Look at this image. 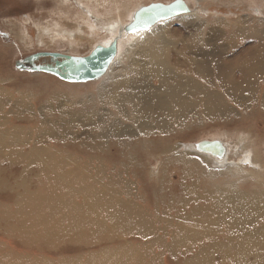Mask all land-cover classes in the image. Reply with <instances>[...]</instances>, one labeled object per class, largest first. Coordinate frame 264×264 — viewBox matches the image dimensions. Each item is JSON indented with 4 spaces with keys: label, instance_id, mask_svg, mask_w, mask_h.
I'll return each instance as SVG.
<instances>
[{
    "label": "bare ground",
    "instance_id": "bare-ground-1",
    "mask_svg": "<svg viewBox=\"0 0 264 264\" xmlns=\"http://www.w3.org/2000/svg\"><path fill=\"white\" fill-rule=\"evenodd\" d=\"M185 3L103 1L101 12L87 2L86 14L75 17L87 30L55 29L52 39L93 37L86 55L115 48L92 95L48 92L38 107L29 94L0 84V172L10 163L15 180L0 175V231L17 245L0 240V264H161L164 255L171 264H264V163L257 147L243 136L232 144L220 133L172 141L193 127L230 123L226 102L244 99L245 86L264 88V61L248 51L215 76L184 44L173 50L183 68H173L161 29L171 17L193 13ZM132 48L145 69L121 64ZM63 98L70 105L60 109ZM139 148L159 154L149 171L134 157ZM170 171L178 172L176 182ZM134 177L146 181L149 203ZM59 246L71 247L72 255Z\"/></svg>",
    "mask_w": 264,
    "mask_h": 264
},
{
    "label": "rangeland",
    "instance_id": "rangeland-1",
    "mask_svg": "<svg viewBox=\"0 0 264 264\" xmlns=\"http://www.w3.org/2000/svg\"><path fill=\"white\" fill-rule=\"evenodd\" d=\"M103 1L104 5L109 7L113 0H107V2L105 0H62L63 3H59V0H0V84L14 94H29L36 100L35 106L38 107L40 96L48 92L58 91L62 94L74 92L80 97L94 94L101 84L98 78L90 81L70 82L58 75L35 69L34 65L37 61L32 58L35 54L43 51L86 55L92 46L93 37L86 38L83 34H77L72 42L67 41L66 37L65 39L52 38L56 32L55 29L60 27L69 29L80 27L82 30H87L83 22L79 21L80 16L75 18L76 15L80 12L79 10L82 13H84L82 9L88 11L85 6L87 2L96 5V8H100L102 12L104 10L101 8ZM177 1L186 2L194 10L192 14L181 18L171 17L170 21L161 29L162 34L167 38L166 42L169 43V62L173 68H183L182 62H178L173 50H181L184 44L190 45L186 54L188 52L189 57L197 58V60L204 59L208 69L215 76L223 73L220 70L229 68L230 61L239 56H245L248 51L264 61V0H141L142 3H148L147 5L152 2L170 5ZM91 15L94 14L91 13ZM102 33L100 32V34ZM154 38L153 35H150L147 42ZM142 59V56L138 54V49L132 48L127 55L121 58V64L123 66L132 65V68L133 66L141 67ZM20 64H23L24 67H19ZM146 75L149 76L150 73ZM153 83H156V80L151 79L150 84L153 85ZM250 87L247 90L249 87L245 86L244 99L226 102L229 106L228 109L230 108L233 113L230 123L227 125L225 123L203 124V126L193 127V129L173 138L172 141L187 143L203 138H212L214 133H220L221 138L227 139L232 144H238L237 137L243 136L251 140V147L255 146V149L257 147L260 160L264 163V88L262 86L255 88L253 84ZM43 88L47 89L45 93ZM43 99L45 100V98ZM44 103L48 104L52 101L48 100ZM30 105H32L31 102ZM60 105V109H62L70 105V100L60 99ZM138 139L139 137L131 142L130 149L132 151L138 147V145L132 147ZM148 149L140 150L139 148L134 151V157L149 171L152 165L157 164L159 154L157 151L149 153L150 149ZM1 165L3 167V171L0 172V175H3L2 178L9 177L10 182L14 183L15 180L11 177L14 174V169L9 167L11 164L3 163ZM175 168L176 165L173 166V169ZM155 169L153 170L155 171ZM177 173L170 171L168 178L176 182L179 179L176 176ZM134 180L140 183L142 190L145 189L144 199L146 196L147 201L149 197L151 200V196L145 188L146 181L143 183L144 180L141 181L139 177H134ZM165 180L167 181V179ZM249 181L247 180V182ZM6 182L8 183V181ZM0 197H4V195L1 194ZM8 220L12 222L11 226L17 223L16 219ZM9 234L6 235L0 231V240L9 241L10 246L16 247L17 245L13 243L16 240L11 239ZM57 246L49 243L47 247ZM68 248L71 247H58L64 254L71 253ZM49 254L55 255L54 251ZM160 259H163L160 260L161 264H171L165 255Z\"/></svg>",
    "mask_w": 264,
    "mask_h": 264
},
{
    "label": "water",
    "instance_id": "water-1",
    "mask_svg": "<svg viewBox=\"0 0 264 264\" xmlns=\"http://www.w3.org/2000/svg\"><path fill=\"white\" fill-rule=\"evenodd\" d=\"M115 48H100L83 57L64 56L56 53H39L33 60L40 61L35 69L55 73L68 81H87L102 75L107 69ZM46 60V61H44ZM19 67H21L19 65ZM23 67V66H22Z\"/></svg>",
    "mask_w": 264,
    "mask_h": 264
},
{
    "label": "snow or ice",
    "instance_id": "snow-or-ice-1",
    "mask_svg": "<svg viewBox=\"0 0 264 264\" xmlns=\"http://www.w3.org/2000/svg\"><path fill=\"white\" fill-rule=\"evenodd\" d=\"M148 18L151 19V15ZM144 23L146 25L147 24V20H145ZM141 30H145V29H141Z\"/></svg>",
    "mask_w": 264,
    "mask_h": 264
}]
</instances>
